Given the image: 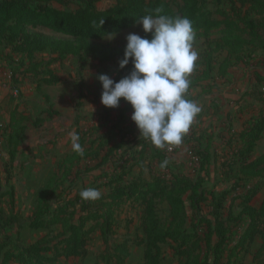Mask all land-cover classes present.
Returning <instances> with one entry per match:
<instances>
[{
    "label": "rangeland",
    "instance_id": "374dc122",
    "mask_svg": "<svg viewBox=\"0 0 264 264\" xmlns=\"http://www.w3.org/2000/svg\"><path fill=\"white\" fill-rule=\"evenodd\" d=\"M38 1L54 8L72 10L78 4L77 0ZM124 1L95 0L94 9L107 10L115 7L117 2L124 4ZM160 2L169 5L168 16L189 18L196 33L193 48L198 52V59L188 77L191 89L186 93L191 97L189 100L201 108L193 127L198 133L205 131L214 137H219L218 133L235 131L236 115L230 112L226 116L223 111L228 104L234 103L238 86L244 88V82L255 78L254 70L264 73L261 67H254L255 52L246 47L234 51L226 45V38H249L246 20H237V26L218 20V24L204 29L203 16L188 15L189 4L185 0ZM201 7L198 6L200 10ZM1 24L0 17V224L11 218L15 221L0 226V246L12 243L20 251L29 243L57 241L59 234L65 233L66 226L54 223L46 228H32L29 226L31 215L41 209L46 208L45 212L53 209L57 201L75 198L76 210L82 209L84 214L96 217L85 224L88 231L82 248L85 254L72 260L60 255L50 264H144V242L138 241L145 235L140 211L146 204H141V200L124 199L113 205L106 196L118 184L125 186L138 178L163 175L167 181L169 169L194 177L199 163L185 141L173 146L171 151L151 145L134 152L135 139L140 138L130 118L133 112L130 104L123 98L116 108L101 103L102 85L96 77L107 74L119 81L129 74L131 62L120 69L119 61L124 56L128 34L145 36L142 26L133 22L108 33L79 37L54 28L39 17L24 26L25 32L57 40V47L53 43L42 50L22 51L16 47L23 41L18 28L9 22ZM110 34H115L111 40L107 39ZM60 42V47L68 50L62 51ZM208 63L214 71L225 73L209 83V91H202L205 82L198 74ZM194 83L199 84L192 86ZM221 121L229 122V131ZM72 131L80 136L83 155L72 150L68 135ZM215 145L222 153L231 155L233 146H223L221 141H216ZM128 147H132L133 155H136L132 161L137 163L133 166L128 165L131 160H120ZM157 153H161L160 157L165 153L164 160H168L163 169L160 165L164 160L155 158ZM213 178L221 179L220 170ZM228 186L220 182L217 188ZM88 187L99 189L101 198L82 200L79 192ZM188 192L178 194L172 189L170 193L150 199L154 227L161 233L157 239L160 247L158 264H264V247L260 248L263 237L260 235L244 247L236 246L237 233L244 227V222L227 224L226 242L216 262L211 247L204 242L199 247L201 241L196 242L192 237L194 222ZM175 198L181 203L173 205ZM260 201L259 197L254 203L258 205ZM92 226L94 228L90 230ZM261 228L264 231L263 225ZM8 248L5 244L2 253ZM49 254L54 255L53 252ZM0 263L25 264L13 257L6 260L2 256Z\"/></svg>",
    "mask_w": 264,
    "mask_h": 264
},
{
    "label": "trees",
    "instance_id": "16d2710c",
    "mask_svg": "<svg viewBox=\"0 0 264 264\" xmlns=\"http://www.w3.org/2000/svg\"><path fill=\"white\" fill-rule=\"evenodd\" d=\"M75 9L54 8L38 0H0L1 25L11 23L18 28V33L22 37V43L16 45L22 51L30 49L42 50L48 44H55L59 41L43 37L37 34H27L24 30L26 24H31L34 19L43 17L47 23H51L54 28L71 33L72 35L85 37L108 33L117 28L128 26L140 17L148 14L157 15V8L163 11L159 14L168 15L169 5H164L160 0H125L124 4L117 2L115 7L107 10L98 11L94 9L95 0H77ZM189 4L188 15L203 16L204 29H208L220 21L226 20L227 25L237 26V20H246L248 28V39H225L229 49L242 51L244 47L250 52H255V68L264 69V0H185ZM198 6H202L201 10ZM195 14V15H194ZM175 16V15H173ZM219 18V19H218ZM219 20V22H218ZM104 23L102 24V22ZM249 26V27H248ZM3 28V27H2ZM150 35V34H149ZM59 48L62 51L68 48ZM57 49V48H55ZM261 49L260 54L256 53ZM227 62V61H226ZM260 68V69H261ZM225 71H214V68L207 64L201 75L205 82L202 91H209L210 82L216 76L223 75ZM255 83L253 92L259 102H264L261 91V83L264 81L258 70H254ZM199 78V77H198ZM199 84L194 83L192 86ZM191 86H189V90ZM190 99V96H185ZM229 116V115H227ZM264 128V113L260 112L257 116L248 120L245 128L240 132H230V127H225L229 134L218 133L221 137L223 146H233L227 156V152H221L212 136L205 134V131L198 133L193 125L190 126L189 133L185 134L182 141L189 143L192 153L198 158V169L194 177L179 174L175 170L169 169L170 179L161 176H154L151 179L138 178L125 186L118 184L108 195L107 199L117 205L124 199L141 200V204H146L140 211L141 228L145 235L139 242H144V264H158L160 247L158 238L161 233L154 227L155 221L152 218V203L150 199L156 195L177 191L178 194L188 192L190 208L192 210V221L194 232L192 237L195 241H201L207 247H211L214 261L218 260L221 247L225 244L227 237V224L234 222L236 225L244 222V227L237 233L236 246L244 247L250 243L257 235L263 237L264 247V199L259 206L254 204V197L264 187V154L255 158L252 157V150L256 141ZM135 151H143L151 144L143 139H135ZM195 142V144H192ZM133 148L128 147L121 154V162L131 160L129 166L137 162L132 161L136 158L133 155ZM219 150V151H218ZM157 158L163 161L165 153ZM179 167V166H178ZM180 168V167H179ZM220 170L221 179H214L213 175ZM169 182V183H168ZM220 182L229 184L228 187L217 188ZM170 185H168V184ZM150 195V197L148 196ZM175 198L173 205L181 202ZM53 209L43 211L38 210L31 215L29 226L32 228H46L54 223L64 224L65 233L59 234L57 241L49 243H29L20 251L17 245L4 243L0 246V256L6 259L13 257L16 261L25 264H50L55 262L57 256L77 257L85 254L82 249L86 242L88 233L85 224L92 216L84 214L83 210L75 209V198L69 201H57ZM83 207H86L83 204ZM112 211V210H111ZM113 212V211H112ZM83 213V214H82ZM73 219V220H72ZM112 220V219H111ZM11 218L8 222L0 224L1 227L13 223ZM96 225V224H94ZM94 226L90 230H92ZM7 238V237H6ZM5 244L9 248L2 253ZM60 245V248H56ZM53 252L54 255H50ZM234 252H232V255ZM1 264V263H0Z\"/></svg>",
    "mask_w": 264,
    "mask_h": 264
},
{
    "label": "clouds",
    "instance_id": "9594fccd",
    "mask_svg": "<svg viewBox=\"0 0 264 264\" xmlns=\"http://www.w3.org/2000/svg\"><path fill=\"white\" fill-rule=\"evenodd\" d=\"M144 15L136 20L145 36L130 33L126 36L124 56L119 68L131 62L128 75L114 81L107 74L96 78L102 85L101 103L116 108L121 98L133 109L131 120L136 125L139 138L157 149L172 150L179 146L188 133L200 106L186 93L190 86L189 75L194 71L198 52L193 48L195 30L187 17L159 14ZM104 21L102 22V24ZM150 34L151 38H148ZM115 36L110 34L109 40ZM73 152L83 155L80 136L68 133ZM165 159L160 167L167 166ZM102 193L96 188H83L79 196L84 201H95Z\"/></svg>",
    "mask_w": 264,
    "mask_h": 264
},
{
    "label": "crops",
    "instance_id": "0c3cea01",
    "mask_svg": "<svg viewBox=\"0 0 264 264\" xmlns=\"http://www.w3.org/2000/svg\"><path fill=\"white\" fill-rule=\"evenodd\" d=\"M261 49H257L256 53L260 54ZM262 76H264V73H261L260 71H258ZM250 82H252L251 84H249L250 82L247 81L244 82L246 85L244 86V88L241 87V85H239L236 90L235 93V97H233L235 99L234 103L230 106L228 104L229 107L225 108L224 114L227 116L229 115L230 112H233L234 116L236 115L235 119H237L236 123H234L235 126V131L233 132H240L242 131L245 126L247 125V122L249 119H251L252 117L257 116V114H259L260 112L264 113V102H259L257 96L255 95V93L253 92V85L255 83V78L251 77L250 78ZM261 91L264 92V81H262L261 83V87H260ZM264 97V94H263ZM220 109V107H218ZM222 110V109H221ZM221 124L223 123L224 128L226 126L231 127L229 122L227 121H221ZM212 136V135H211ZM212 141H222L221 137H217V135L214 137L212 136ZM215 144V143H214ZM264 154V128L260 134L259 139L256 141L255 146L252 150V157L255 158L259 155ZM261 198L260 203L263 201L264 199V187L261 188V190L257 193V195L254 197L253 200H255L256 198ZM260 203L256 206H259ZM74 257H71L69 260H72Z\"/></svg>",
    "mask_w": 264,
    "mask_h": 264
}]
</instances>
